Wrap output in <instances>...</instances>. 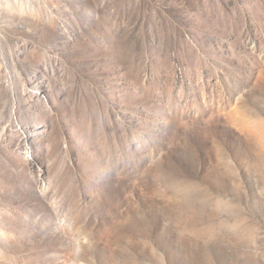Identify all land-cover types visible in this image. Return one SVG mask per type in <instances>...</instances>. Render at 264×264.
I'll return each instance as SVG.
<instances>
[{"label": "rangeland", "instance_id": "rangeland-1", "mask_svg": "<svg viewBox=\"0 0 264 264\" xmlns=\"http://www.w3.org/2000/svg\"><path fill=\"white\" fill-rule=\"evenodd\" d=\"M0 264H264V0H0Z\"/></svg>", "mask_w": 264, "mask_h": 264}]
</instances>
